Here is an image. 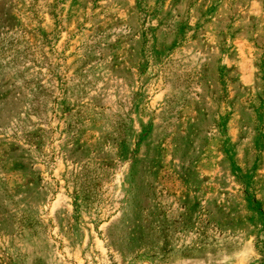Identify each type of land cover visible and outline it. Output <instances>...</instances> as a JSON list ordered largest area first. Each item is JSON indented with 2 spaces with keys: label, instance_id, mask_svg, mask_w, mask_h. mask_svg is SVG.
<instances>
[{
  "label": "rangeland",
  "instance_id": "1",
  "mask_svg": "<svg viewBox=\"0 0 264 264\" xmlns=\"http://www.w3.org/2000/svg\"><path fill=\"white\" fill-rule=\"evenodd\" d=\"M0 264H264V0H0Z\"/></svg>",
  "mask_w": 264,
  "mask_h": 264
}]
</instances>
